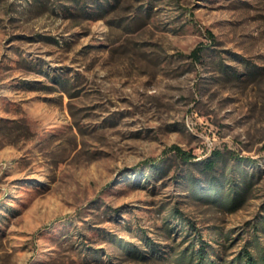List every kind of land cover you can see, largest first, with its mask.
<instances>
[{
    "label": "rangeland",
    "instance_id": "obj_1",
    "mask_svg": "<svg viewBox=\"0 0 264 264\" xmlns=\"http://www.w3.org/2000/svg\"><path fill=\"white\" fill-rule=\"evenodd\" d=\"M199 236L264 261V0H0V264H187Z\"/></svg>",
    "mask_w": 264,
    "mask_h": 264
},
{
    "label": "trees",
    "instance_id": "obj_2",
    "mask_svg": "<svg viewBox=\"0 0 264 264\" xmlns=\"http://www.w3.org/2000/svg\"><path fill=\"white\" fill-rule=\"evenodd\" d=\"M202 51H203V48L198 46L190 54L195 59H200V55H201ZM221 158H222V155L219 154V152H216V155L213 158L207 159L204 162V164H203L204 170L210 171V170L214 169L217 160H219ZM184 160H186V159H184ZM232 202H234V200H231V203ZM200 236H199L198 247L196 249L192 248L190 250V252L185 253V254H184V251H182V253H181L182 256H187L189 258V260H187V264H215L216 261L214 259H212L210 257V255H208L206 253V251L210 245L205 243V241ZM242 258L245 260V264H264V261H257L253 255V253L247 248H245L242 251L241 255H239L237 257V259H242Z\"/></svg>",
    "mask_w": 264,
    "mask_h": 264
}]
</instances>
